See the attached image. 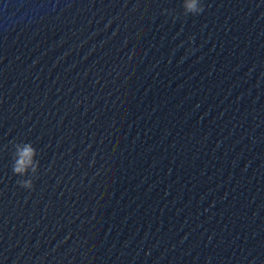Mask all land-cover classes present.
Listing matches in <instances>:
<instances>
[{
    "label": "water",
    "instance_id": "95a60500",
    "mask_svg": "<svg viewBox=\"0 0 264 264\" xmlns=\"http://www.w3.org/2000/svg\"><path fill=\"white\" fill-rule=\"evenodd\" d=\"M191 2L0 0V264H264V0Z\"/></svg>",
    "mask_w": 264,
    "mask_h": 264
},
{
    "label": "clouds",
    "instance_id": "9594fccd",
    "mask_svg": "<svg viewBox=\"0 0 264 264\" xmlns=\"http://www.w3.org/2000/svg\"><path fill=\"white\" fill-rule=\"evenodd\" d=\"M185 12L200 13L203 11L202 6L197 7L196 0H192L191 3L183 5ZM35 154V149L31 144L25 143L22 148L17 146L16 160L12 167L13 174L22 175L25 173L27 167L32 165V156ZM35 167L33 166V171ZM21 187L31 189L33 187L30 181H22L20 184Z\"/></svg>",
    "mask_w": 264,
    "mask_h": 264
}]
</instances>
